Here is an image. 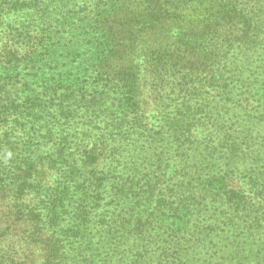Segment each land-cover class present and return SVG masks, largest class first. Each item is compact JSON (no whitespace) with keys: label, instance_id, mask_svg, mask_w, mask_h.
Instances as JSON below:
<instances>
[{"label":"rangeland","instance_id":"374dc122","mask_svg":"<svg viewBox=\"0 0 264 264\" xmlns=\"http://www.w3.org/2000/svg\"><path fill=\"white\" fill-rule=\"evenodd\" d=\"M163 2L0 0V110H18L0 123V139L7 135L13 148L2 145L0 161L29 154L43 174L39 189L41 199L49 196L45 201L60 190L69 191L58 221L49 228L61 239L51 264H264V220L258 225L244 217L227 225L229 210L213 207L212 196L204 194L235 154L232 179L248 183V201L264 214V195L252 191L257 183L250 184L251 171L263 170L264 150L238 133L245 118L264 116V93L251 94L242 105H233L225 93L221 98L202 94L195 100L210 103L214 113L199 115L201 121L178 138L168 121L177 111L195 107V100L169 84L177 78L155 79L149 54H141L142 47L152 44L171 50L179 45L178 25L170 15L167 24L152 27L155 33L132 52L137 56V116L118 104L116 89L98 105L79 99L81 93L87 97L104 89L95 84L91 65L101 46L96 32L101 15L112 19L109 15L118 9L123 10L120 15L157 13ZM141 23L135 27L140 29ZM246 103L252 111L247 117L241 111ZM223 104L229 108L226 115L217 113ZM227 122L236 125L228 130ZM62 136L67 138L65 148L59 144ZM25 142L31 151L23 154ZM95 142L102 153L87 167L83 152ZM90 170L102 183H94ZM143 213L152 217L139 239L128 234L129 227L116 229L120 220L132 224ZM2 252H16V264H44L41 248L19 229L0 241Z\"/></svg>","mask_w":264,"mask_h":264},{"label":"trees","instance_id":"16d2710c","mask_svg":"<svg viewBox=\"0 0 264 264\" xmlns=\"http://www.w3.org/2000/svg\"><path fill=\"white\" fill-rule=\"evenodd\" d=\"M168 4L172 6V11L167 7ZM156 11L157 13H153L154 11L150 10L149 13H141L138 16L137 13L120 15L123 10L118 9L117 14L109 15L112 19L101 15L96 29L102 38L101 46L91 65L95 74V84L104 89L92 91L87 97L81 93L79 99L98 105L101 101L106 102L110 93H114L113 89H116L115 99L118 104L128 115L137 116L139 87L138 77L134 75L137 69V56L132 52L139 41L143 42L155 33L151 30L152 27L156 24H167L170 15L173 17L172 21L178 25L175 37L180 41H177L179 45L175 50H171L165 44H159L160 46L152 44L142 47L141 51V54L145 52L149 54L147 58L155 79L164 82L168 77L177 78L175 81H169V84L186 91L194 100L202 94L214 93L220 96L225 93L234 102L233 105H242L248 102L247 98L251 94L264 93V0H164ZM137 21L139 23L142 21L140 29L135 27ZM124 58H128L126 62ZM196 83L197 86H194ZM190 90H194L193 94ZM213 109L210 103L207 106L195 100V107L187 106L177 111V114L168 121L169 127L178 138L184 137L192 126L201 121L199 115L208 116L209 113H214ZM241 111L246 117L252 114L248 103L244 104ZM17 112V109L2 108L0 123H5L11 113ZM70 113L69 109L67 114ZM217 113L226 115L229 108L223 104ZM263 119L264 116L258 120L253 116L245 118L243 131H238L243 134L244 139L247 137L255 139L254 142L261 150H264ZM139 122L136 118L134 124L137 126ZM227 125L230 130L236 123L227 122ZM253 130L256 132L254 136ZM226 136L228 139L229 135ZM66 143L67 138L62 136L59 144L65 148ZM93 144L90 149L83 152V165L87 167L94 166L102 153L97 149L99 144L97 142ZM2 145L12 147L7 135L1 137L0 149ZM30 151L29 142H25L21 153L26 154ZM231 157L226 160L225 172L213 176L214 185L211 182L209 187H204V194L212 196L213 207L219 204L229 210V215L225 218L227 225H234L236 220L244 217L260 225L264 220V214L255 212V206L248 201L245 190L248 183L234 182L232 179L236 156L234 154ZM30 158L27 154L22 157L18 155L12 160L0 161V241L11 235L15 229H19L26 233V239L30 244L41 248L44 253V264H51L58 257L61 239L50 234L49 228L58 221V209L63 207V200L69 195V191L60 190L47 200L48 202L45 198L49 196L45 195L44 199H41L39 180L43 174L37 163ZM69 162L66 160V164L70 165ZM73 167L72 170L75 171L76 168ZM261 167L263 170L251 171L250 184L257 183L258 186L252 187V191L264 195V164ZM88 176L97 185L102 183V179L94 171L90 170ZM151 217V214L143 213L132 224L129 220H120L116 229L120 231L129 227L128 234L139 239ZM172 232H178V229L175 228ZM14 255L2 252L0 264H16ZM174 262L171 261L172 264Z\"/></svg>","mask_w":264,"mask_h":264}]
</instances>
